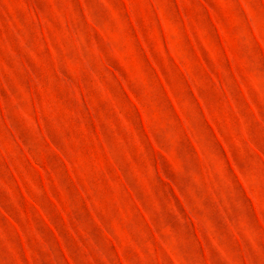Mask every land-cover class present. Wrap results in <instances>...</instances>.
<instances>
[{
    "label": "rangeland",
    "instance_id": "obj_1",
    "mask_svg": "<svg viewBox=\"0 0 264 264\" xmlns=\"http://www.w3.org/2000/svg\"><path fill=\"white\" fill-rule=\"evenodd\" d=\"M0 264H264V0H0Z\"/></svg>",
    "mask_w": 264,
    "mask_h": 264
}]
</instances>
